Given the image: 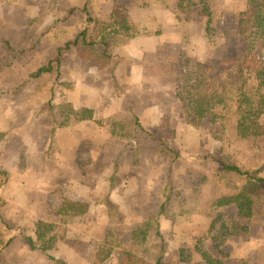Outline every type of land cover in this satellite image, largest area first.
I'll use <instances>...</instances> for the list:
<instances>
[{
	"label": "crops",
	"instance_id": "1",
	"mask_svg": "<svg viewBox=\"0 0 264 264\" xmlns=\"http://www.w3.org/2000/svg\"><path fill=\"white\" fill-rule=\"evenodd\" d=\"M114 1L88 0V7L93 17L109 21ZM116 1L130 10L140 34L105 66L76 47L62 48L86 26V0L72 6L67 22L59 21L60 3L0 2V197L7 194L0 250L8 248L9 264H55L30 247L28 236L39 220L66 230L51 250L55 257L95 264L109 234L128 244L142 222L156 218L167 244L163 264H187L180 249L207 232L218 199L238 193L220 161L225 150L251 138L239 139L235 130L231 144L225 127L207 129L219 125L208 117L189 124L177 86H165L162 75L180 65L193 21L181 20L179 0H145L137 7V0ZM36 9L49 15L35 19ZM73 19L79 28L67 32L63 27ZM63 108L93 109L95 117L67 120ZM98 116L138 118L137 129L121 138L101 127ZM165 123L176 132L168 147ZM249 226L247 234L222 239L227 263L264 264V213L257 211ZM207 248L213 253L211 244ZM120 254L114 247L101 264H119Z\"/></svg>",
	"mask_w": 264,
	"mask_h": 264
},
{
	"label": "trees",
	"instance_id": "2",
	"mask_svg": "<svg viewBox=\"0 0 264 264\" xmlns=\"http://www.w3.org/2000/svg\"><path fill=\"white\" fill-rule=\"evenodd\" d=\"M214 0H180L178 8L187 14L196 13L204 17L207 35L213 30L215 19ZM86 13V26L73 39L65 43L63 49L76 47L82 57L105 66L114 56V52L140 34V27L131 15L130 10L114 1L109 21L93 17L88 7V0L83 8ZM234 27L231 30L225 26L218 27L222 36L233 33L237 36L238 46L243 54L233 73L220 72L217 66L197 64L186 68L180 77L178 97L183 106L187 122L199 126L208 117H216L219 111H224L225 117L236 119V131L239 139H256L264 137V0H244L243 6L237 12ZM195 18V17H194ZM225 27V28H224ZM62 49L58 50V57ZM53 61H59V58ZM49 68H46L48 70ZM256 81L255 87L246 88L249 78ZM61 114L67 120L83 121L95 117L94 110L88 108H63ZM98 124L113 135L121 138L132 136L137 129L138 118L126 124L112 118H99ZM167 126V125H164ZM169 131V132H168ZM166 138L175 137V130L169 128ZM168 147L166 143H163ZM225 172H235L246 178L237 187V195L231 199H218L217 213L209 222V229L197 237L193 247L180 249V259L188 264H249L246 259L227 263L225 258L229 251L222 248L221 241L225 236L247 234L249 223L255 213L262 208L264 201V177L237 164L220 161ZM165 206L161 207V214ZM66 231L61 224L39 220L33 237H28L31 249H39L46 253L55 264H67L64 259L55 257L51 250L57 241L64 237ZM156 232L161 240V248L156 264H163L167 251L165 238L160 233L158 218L147 220L135 229L128 244L106 239L97 252L95 264L107 260L114 247L121 248L119 264H144L143 257L133 251L135 245L148 243L152 232ZM111 235V234H110ZM219 254L214 255L207 245Z\"/></svg>",
	"mask_w": 264,
	"mask_h": 264
},
{
	"label": "rangeland",
	"instance_id": "3",
	"mask_svg": "<svg viewBox=\"0 0 264 264\" xmlns=\"http://www.w3.org/2000/svg\"><path fill=\"white\" fill-rule=\"evenodd\" d=\"M84 2V0H0V2L5 4H12L15 2H26L30 4L35 5H42L46 2H51L53 4L60 3L62 13V17H60L59 21L64 19L65 22L70 21V17H67V14L71 15L72 13V6L76 4L77 2ZM144 1V2H143ZM215 4V11L217 14V17L215 19V24L213 27V30L211 31L210 35H207L204 21L206 20L204 17H200L196 13L187 14L181 11L183 14H181V20L184 22H192V27L190 30H192L191 33H189L186 36V46L183 48L181 52V63L177 69H173L171 72L163 73V77L165 78L164 81H166L165 86H178L180 77L182 75V72L188 68V67H195L197 64H204L206 66L213 65L217 66L220 72H229L233 73L234 70L237 68L239 62L243 59V54L241 52L240 47L238 46V38L235 34L230 33L227 36H222L220 32H218V27L225 26L232 32V28L234 27L236 18H237V12L239 9L243 6L244 0H214ZM136 2V0H135ZM180 2V0H179ZM145 3V0H137V5H143ZM71 8V9H70ZM37 14H41L39 11L34 12L35 19L38 18ZM73 14V13H72ZM79 14V13H78ZM49 15L48 12H42L41 19H45V16ZM195 17V18H194ZM70 19V20H68ZM63 21V22H64ZM72 23V24H71ZM71 26L69 27H63L67 30L79 28L78 23L80 21L77 19L76 21L73 19V22H71ZM37 25L35 26V28ZM83 27V26H82ZM224 27V28H225ZM81 28V27H80ZM68 35V34H67ZM256 84V81L254 78H249L246 81V88L252 89L254 88ZM178 89V88H177ZM224 111H219L218 114H216V117L208 116V119H210L213 123L218 122L219 125L213 126V125H207V129H216L219 128V131L225 127L226 132V139L228 142H231V144H235V126H236V119L233 116L225 117ZM99 118L108 119L104 116H98L97 120ZM207 118V117H206ZM126 124H130L128 121H124ZM264 123V119H263ZM167 125V126H164ZM102 127V126H101ZM168 124H163L162 129L163 132L166 134L168 132H165L167 129L169 130ZM221 133V132H220ZM165 134L163 137L166 138ZM232 139L230 140V138ZM171 139H165V142L168 146L171 143ZM252 149L253 153L249 154L246 149ZM169 150V148H167ZM233 150L227 149L224 153H222V160L229 163V164H237L241 166L243 169H247L246 165L244 163L250 164L252 166H255V168H251L249 170L256 172L257 175L264 177V173H261L260 171L264 169V137L253 139L251 138L248 143L244 142L242 145H236V147H233ZM167 151V150H166ZM241 159V160H240ZM242 161H245L244 163ZM224 171V169H223ZM225 173V171H224ZM226 178L228 182H231V187L235 190H237V187L242 185L246 178L243 176L238 175L237 173L233 172H226ZM3 178L8 179V174H2ZM244 181V182H243ZM7 197V194L2 192V195L0 197V201L4 202L3 205H0V207H3L5 205V198ZM5 199V200H4ZM1 204V203H0ZM260 213H264V201L262 204V208L260 210ZM32 231V229L30 230ZM33 237L35 234L30 233ZM110 234L107 236V239H111ZM151 239H148L147 244L143 245H135L133 248V251L139 254L143 257L144 264L147 263H155L160 252L161 248V240L157 237L156 232L151 233ZM29 237V236H28ZM28 242V241H27ZM209 244V243H208ZM8 248H1L0 250V264H9L10 263V257L9 253H4L3 251ZM210 249V248H209ZM39 250V249H38ZM217 256H219L216 251H213ZM18 255H14V258H16ZM52 261V260H51ZM53 262V261H52ZM55 263V262H54ZM188 264V263H187Z\"/></svg>",
	"mask_w": 264,
	"mask_h": 264
}]
</instances>
